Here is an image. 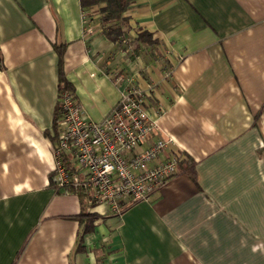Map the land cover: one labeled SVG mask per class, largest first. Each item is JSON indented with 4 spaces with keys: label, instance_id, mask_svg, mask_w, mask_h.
I'll list each match as a JSON object with an SVG mask.
<instances>
[{
    "label": "crops",
    "instance_id": "crops-1",
    "mask_svg": "<svg viewBox=\"0 0 264 264\" xmlns=\"http://www.w3.org/2000/svg\"><path fill=\"white\" fill-rule=\"evenodd\" d=\"M128 5L0 0V264H264V0ZM57 50L87 120L132 86L179 153L119 216L51 186Z\"/></svg>",
    "mask_w": 264,
    "mask_h": 264
},
{
    "label": "built area",
    "instance_id": "built-area-1",
    "mask_svg": "<svg viewBox=\"0 0 264 264\" xmlns=\"http://www.w3.org/2000/svg\"><path fill=\"white\" fill-rule=\"evenodd\" d=\"M119 97L101 121H89L72 93L58 94L50 176L56 191L82 194L118 216L124 207L148 201L175 175L179 162L170 138L153 137L156 123L146 115L142 91L129 86Z\"/></svg>",
    "mask_w": 264,
    "mask_h": 264
},
{
    "label": "trees",
    "instance_id": "trees-1",
    "mask_svg": "<svg viewBox=\"0 0 264 264\" xmlns=\"http://www.w3.org/2000/svg\"><path fill=\"white\" fill-rule=\"evenodd\" d=\"M133 0H79L80 7L82 9L86 10L91 5H96L100 6L98 9V14H99V19L101 20L103 24H112L116 21L123 22L125 23L126 18L123 17V14L125 12V9L129 6L128 4L132 2ZM107 34L106 36L110 38L111 40L113 37L118 36L122 34L123 31H121V28L119 26L113 27V29L108 28V30L105 31ZM142 35H139L141 37ZM138 37V38H139ZM58 51V88H57V94L60 92H63L64 90L69 91L72 93V86L69 85V83L65 80L64 78V73L61 71V63L62 60H60V54L61 52ZM60 115L59 109H58V102H57V107L55 109V114L53 118V135L52 138L55 137L57 134V120ZM79 198L81 197V194L78 195ZM86 217H90L91 215L89 214H84Z\"/></svg>",
    "mask_w": 264,
    "mask_h": 264
}]
</instances>
